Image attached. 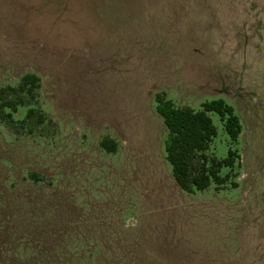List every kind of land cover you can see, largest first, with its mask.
I'll return each mask as SVG.
<instances>
[{"label":"rangeland","instance_id":"374dc122","mask_svg":"<svg viewBox=\"0 0 264 264\" xmlns=\"http://www.w3.org/2000/svg\"><path fill=\"white\" fill-rule=\"evenodd\" d=\"M27 73L0 118V264H264V0H0V88ZM158 93L235 108L236 141L210 113L230 182L179 186Z\"/></svg>","mask_w":264,"mask_h":264},{"label":"trees","instance_id":"16d2710c","mask_svg":"<svg viewBox=\"0 0 264 264\" xmlns=\"http://www.w3.org/2000/svg\"><path fill=\"white\" fill-rule=\"evenodd\" d=\"M40 87L41 78L35 73H27L18 88H0V118L14 123V113L25 103L22 98L7 99V95L22 92L35 97ZM156 99L157 110L168 128L166 158L173 167V175L179 186L183 190L193 191L194 188L207 189L212 182H216L219 187L230 182L234 169L241 163V153L231 148L224 158L209 154L211 144L218 134V127L210 113L220 115L226 132L236 141L243 132V124L235 108L223 99L206 101L200 109L188 105L177 106L165 93H158ZM34 116L40 124L46 121V115L35 108L27 111L24 121ZM101 143L109 152L117 151L118 142L113 138L104 137ZM224 168L230 171L223 174ZM232 185L238 186L236 181Z\"/></svg>","mask_w":264,"mask_h":264}]
</instances>
